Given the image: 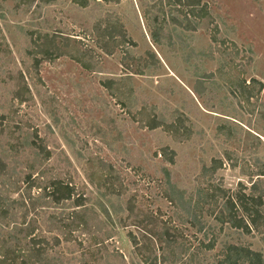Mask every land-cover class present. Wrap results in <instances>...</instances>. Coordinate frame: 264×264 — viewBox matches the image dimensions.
Masks as SVG:
<instances>
[{
  "label": "rangeland",
  "instance_id": "obj_1",
  "mask_svg": "<svg viewBox=\"0 0 264 264\" xmlns=\"http://www.w3.org/2000/svg\"><path fill=\"white\" fill-rule=\"evenodd\" d=\"M203 2L211 10V24L197 32L168 25L171 40L157 46L151 39L148 21L161 16L157 6L160 0H98L87 8L78 7L72 0H58L48 7H38L37 2L30 6L20 0H0V37L6 38L13 58L9 66L27 73L34 94L31 105L9 110L10 85L2 77L0 106L5 109L1 113L12 115L11 123H19L23 130L36 129L52 151L48 162L35 166L37 184L43 186L44 181L47 184L58 179L71 182L99 216L101 235L110 251L120 253L126 264H150L148 257L155 256L149 238L143 237L128 218L130 204L139 217L154 214L170 226L181 227V221L186 220L180 209L164 197L167 172L183 202L194 204L198 188L208 185L201 175L203 165L210 166L212 159L225 163L213 181L233 192L239 183L249 189L248 173H258L264 167V0ZM173 15L184 17L178 11ZM98 24L122 26L134 45L125 44L114 55H106L95 42L93 28ZM215 27L217 43L212 39ZM33 32L62 33L63 39L78 37L84 43L77 47L86 52L83 58L98 70L87 71L72 58L63 57L44 61L39 80L29 54L34 47L30 37ZM126 51L145 65L141 75L131 69L137 66L136 61L124 59ZM149 53L155 54L153 60ZM203 75L212 78L204 79ZM253 80L262 84L261 92ZM108 81L115 82L118 96H112L103 86ZM198 81L203 83L200 96L195 93ZM239 85L255 94L250 101H246ZM48 106L54 107L57 118L47 112ZM144 107L150 115L157 113L170 119L175 114L182 115L189 136H177L163 128H145L137 115ZM7 147L5 144L4 149ZM163 150L167 157L175 152L173 164L162 156ZM25 155L26 152L19 155L22 161L16 168L21 181L30 173ZM109 170L113 174L103 184ZM102 176V185H98ZM261 179L264 181V177ZM112 185L116 194L110 193ZM20 186L25 192L27 185ZM260 191H264V185ZM39 193L37 188L32 191L34 197ZM11 197L19 195L12 192ZM69 203L65 207L36 206L27 221L37 220L38 235L52 237L46 230L50 217L70 212ZM202 217L212 225L208 237L185 224L188 237L179 241L187 253L175 258L171 255L166 264H214L226 244L248 245L264 254V233L246 235L228 226L219 232L220 226L212 217ZM213 232L218 237L217 246L205 253L198 248L199 242L204 239L208 243ZM79 239L63 240L53 253L60 254L65 263L77 264L87 253L89 243L85 237ZM81 240L83 247L79 246ZM94 250L92 245L89 254Z\"/></svg>",
  "mask_w": 264,
  "mask_h": 264
},
{
  "label": "trees",
  "instance_id": "obj_2",
  "mask_svg": "<svg viewBox=\"0 0 264 264\" xmlns=\"http://www.w3.org/2000/svg\"><path fill=\"white\" fill-rule=\"evenodd\" d=\"M57 1L20 0L21 4H29L30 6L37 2L36 6L38 7L53 6ZM97 1L72 0L74 4L81 8H87ZM104 1L119 2L120 0ZM157 6L161 16L149 18L148 21L151 29V39L157 46H164L167 44V40H171V32L167 30L168 25H175V27L182 28L187 32H197L198 28L213 22L209 5L204 3L203 0H160ZM165 7L168 10H165ZM174 11L184 13L183 19L174 16ZM214 30L212 39L217 43V27ZM93 33L96 36L97 47L108 56L114 55L115 51L125 44L134 45L127 38L122 26L119 28L107 24L106 27H103L98 24L93 28ZM30 37L34 47L29 54L33 60V70L39 80H41L39 71L44 61L54 62L63 57L72 58L87 71L96 72L98 70L96 65L85 61L83 58V53L86 52L77 47L79 45L84 46V43L82 40L77 39L78 37H65L63 39L61 38L63 37L62 33L35 32L31 33ZM223 44H225V41H223ZM71 46L74 50L70 49ZM149 55L153 60L155 54L149 53ZM11 56L12 53L6 38L2 35L0 37V79L2 77L7 78L4 82H8L10 85L9 110H14L15 106L31 105L34 102V94L28 83L27 73L23 69H15L9 66L13 62ZM127 58L137 62V66H132L131 69L135 74L141 75L142 68L145 66L140 61L141 59L134 60L129 51L124 53V59ZM144 62L146 63V61ZM202 78H212V75H203ZM252 82L260 85L259 92L263 90L260 82L255 80ZM197 83L199 86H196L195 93L200 96L203 83L202 81ZM114 84V81H108L103 83V86L112 96H118ZM239 87L246 101H250L254 97L255 94L252 91H247L245 86L241 87L239 85ZM3 109H5V106H0V264H70L65 263L61 255L56 252L53 253V251L61 246L63 240L72 242L80 240L79 237L87 238L86 241L89 243L86 247L87 253L82 255L77 264H126L125 258L120 253L110 251L106 240L101 235L103 229L100 225L99 216L96 215L94 208L87 205L84 194H77L71 182L58 179L56 182L47 184L44 181L43 186L37 184V177L34 178L35 166L48 162L52 157V151L36 129L29 127L30 129L23 130L19 123L13 125L11 123L14 120L13 116L1 113ZM47 112L57 118L54 107L50 108L48 106ZM137 115L140 117L139 121L149 130L163 128L169 133L181 137L190 134V130L186 127L185 117L180 114H175L170 119L157 113L147 114L144 107ZM6 139H9L8 143H6ZM5 144L8 146L6 149H4ZM25 152L26 165L30 169V173L26 174L23 181H21L20 177L16 176V168L22 161V157L19 155ZM163 155L169 163H174L175 152H171L170 157H167V153L163 150ZM224 166L225 163L222 159H212L210 166L203 165L201 175L207 179L208 185L204 188H198L197 201L194 204L193 201L183 202L182 197L178 195L177 187L171 182L170 175L165 169L167 172V188L164 197L172 205L178 207L182 216L186 218V220L181 221V224H183L181 227L170 226L171 223L166 224L160 221L154 214H145L139 217L135 213L134 205L130 204L128 206V218L131 219L132 225L141 232L143 237L149 238L154 248V259L150 257L147 259L151 260L150 264H157L158 262L166 264L171 255L175 258L187 253L185 246L179 241L181 237L185 238L186 236L185 224H190L189 226L195 229L197 234H203V237L207 238L212 225H207L202 219L204 214L212 217L220 226L219 232L223 231L225 226H228L246 235H252L253 232L264 233V191H260V187L264 185V181L261 179L264 177V167H261L258 173L246 174L251 180L249 189L244 184L239 183L238 189L233 192L213 181L215 175ZM110 174H113V171H108L103 184L110 180V176H108ZM254 177L257 178L256 181ZM104 178V176L100 177L98 185H102L101 182ZM22 183L27 185L25 192L20 190ZM90 183L95 184V181L90 180ZM34 188L40 191L38 197L32 195ZM109 189H111L110 193H117L113 189V185ZM247 190H249V193H247ZM12 192L18 194L19 198H12ZM68 202H70V212L61 213L60 215L53 214L50 217L46 230L47 234L52 237L38 235L40 225H38L37 220L30 219L27 221V216L34 212L37 207L46 208L50 207V204L56 207H65ZM100 207L104 209L102 205ZM104 211L107 213L105 209ZM107 216H109L108 213ZM54 233L58 235L54 236ZM211 234L208 243L203 239L198 245V248L205 253L215 250L218 243L217 235L214 232ZM59 235L64 239H60ZM133 238L136 241V238ZM83 244L84 242L81 240L79 246L83 247ZM92 245L95 250L89 254ZM221 254L214 264H264V254L253 250L248 245L226 244Z\"/></svg>",
  "mask_w": 264,
  "mask_h": 264
}]
</instances>
